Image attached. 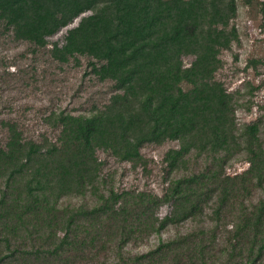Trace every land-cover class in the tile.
Segmentation results:
<instances>
[{
	"label": "trees",
	"instance_id": "16d2710c",
	"mask_svg": "<svg viewBox=\"0 0 264 264\" xmlns=\"http://www.w3.org/2000/svg\"><path fill=\"white\" fill-rule=\"evenodd\" d=\"M239 6L264 28V0H0L2 37L108 86L45 117L51 137L0 122V264H264V123L239 124L240 93L217 78ZM166 143L161 194L115 188L98 157L146 168L142 150Z\"/></svg>",
	"mask_w": 264,
	"mask_h": 264
},
{
	"label": "rangeland",
	"instance_id": "374dc122",
	"mask_svg": "<svg viewBox=\"0 0 264 264\" xmlns=\"http://www.w3.org/2000/svg\"><path fill=\"white\" fill-rule=\"evenodd\" d=\"M50 38V42L62 43L66 30ZM252 12L239 6L235 25L240 35V43L234 44L229 51H224L221 58L223 69L217 75L228 89L240 93L237 108L239 124L261 119L264 123V68L249 66V61L259 58L264 52V28ZM32 47L21 42H12L0 34V122L16 121L26 137L37 139L42 133L52 136V129L46 124L45 117L51 112L66 111L80 114L106 99L108 86L89 80L83 76V69L73 64L58 67L45 54L33 56ZM188 61V60H187ZM84 64V60H82ZM247 83L252 87L260 86L254 96L248 95ZM249 109V110H248ZM4 130L0 123V137ZM176 147V143L162 146H147L142 150L147 162L146 168L133 169L130 164L118 163L103 153L98 157L106 161L105 174L112 177V185L117 189L135 188L161 194L164 185V168L161 163L164 153ZM242 162H233L227 173H238L246 168ZM197 167L198 164H197ZM261 195L260 192L256 196ZM81 199H73L79 204ZM168 208L161 210V216L167 214ZM188 225L181 228H169L162 234L161 240H167L178 232H183ZM152 237L146 245L129 248L133 254L145 253L158 243Z\"/></svg>",
	"mask_w": 264,
	"mask_h": 264
}]
</instances>
